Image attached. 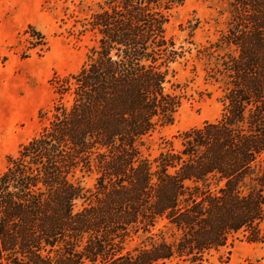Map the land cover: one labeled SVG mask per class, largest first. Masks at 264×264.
Returning <instances> with one entry per match:
<instances>
[{
    "label": "trees",
    "instance_id": "trees-1",
    "mask_svg": "<svg viewBox=\"0 0 264 264\" xmlns=\"http://www.w3.org/2000/svg\"><path fill=\"white\" fill-rule=\"evenodd\" d=\"M106 2L88 22L97 45L0 169V264H206L231 234L264 241V0H232L227 31L201 51L221 116L153 158L145 140L173 122L169 84L192 52L167 33L183 0ZM79 173L95 174L93 190Z\"/></svg>",
    "mask_w": 264,
    "mask_h": 264
},
{
    "label": "rangeland",
    "instance_id": "rangeland-1",
    "mask_svg": "<svg viewBox=\"0 0 264 264\" xmlns=\"http://www.w3.org/2000/svg\"><path fill=\"white\" fill-rule=\"evenodd\" d=\"M231 1L183 0L170 11L168 36L192 52L175 64L169 84L171 92L181 95L180 107L172 123L147 136L146 156L155 157L168 141L178 149L180 132L221 116L223 85L210 75L215 59L201 51L227 31ZM107 6L106 0H0V169L41 130L60 100L59 86L79 71L97 45L99 31L88 22ZM189 20L197 22L192 32ZM78 178L85 189H94L95 174L79 173ZM86 201L79 198L76 208ZM247 236L243 231L231 234L226 246L211 251L206 264H264V241ZM137 245L134 238L127 248Z\"/></svg>",
    "mask_w": 264,
    "mask_h": 264
}]
</instances>
